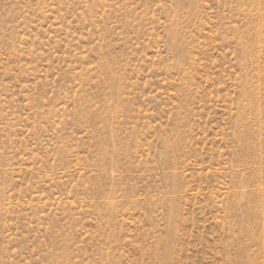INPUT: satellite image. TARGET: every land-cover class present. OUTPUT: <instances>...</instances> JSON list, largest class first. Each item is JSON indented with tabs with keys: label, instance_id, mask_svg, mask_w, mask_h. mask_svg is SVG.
I'll list each match as a JSON object with an SVG mask.
<instances>
[{
	"label": "rangeland",
	"instance_id": "1",
	"mask_svg": "<svg viewBox=\"0 0 264 264\" xmlns=\"http://www.w3.org/2000/svg\"><path fill=\"white\" fill-rule=\"evenodd\" d=\"M0 264H264V0H0Z\"/></svg>",
	"mask_w": 264,
	"mask_h": 264
}]
</instances>
